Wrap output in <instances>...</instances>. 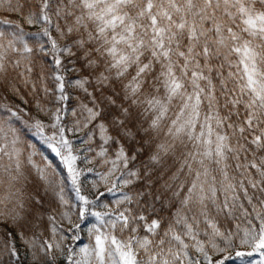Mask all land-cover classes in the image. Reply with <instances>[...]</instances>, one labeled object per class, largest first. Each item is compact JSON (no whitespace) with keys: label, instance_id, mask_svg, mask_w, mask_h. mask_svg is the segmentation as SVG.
Returning <instances> with one entry per match:
<instances>
[{"label":"snow or ice","instance_id":"obj_1","mask_svg":"<svg viewBox=\"0 0 264 264\" xmlns=\"http://www.w3.org/2000/svg\"><path fill=\"white\" fill-rule=\"evenodd\" d=\"M0 264H264V0H0Z\"/></svg>","mask_w":264,"mask_h":264},{"label":"rangeland","instance_id":"obj_2","mask_svg":"<svg viewBox=\"0 0 264 264\" xmlns=\"http://www.w3.org/2000/svg\"><path fill=\"white\" fill-rule=\"evenodd\" d=\"M84 242H87V241L85 240ZM253 259H254V260H255V259H259V257H258V256H254Z\"/></svg>","mask_w":264,"mask_h":264}]
</instances>
